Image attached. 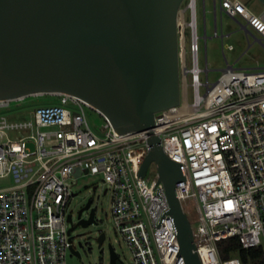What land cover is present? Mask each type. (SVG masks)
<instances>
[{"label": "built area", "instance_id": "built-area-1", "mask_svg": "<svg viewBox=\"0 0 264 264\" xmlns=\"http://www.w3.org/2000/svg\"><path fill=\"white\" fill-rule=\"evenodd\" d=\"M220 7L241 17L264 45V13H253L243 0H220ZM187 9L190 19L182 12L178 24L184 100L181 91L179 106L156 112L151 130L184 168L185 183L175 192L188 217L191 203L197 213L192 226L200 262L244 264L237 255L222 258L218 241L237 237L244 249H264V68L227 64L210 82V69L199 66L196 0ZM54 95V104L21 110L22 119L7 111L25 107L29 97L0 99V178L13 180L0 188V264H67L74 231L69 207L77 194L69 181L94 173L111 194L112 221L130 264H187L159 171L150 184L140 176L151 151L149 131L120 133L81 97ZM85 107L104 118L96 129Z\"/></svg>", "mask_w": 264, "mask_h": 264}, {"label": "water", "instance_id": "water-1", "mask_svg": "<svg viewBox=\"0 0 264 264\" xmlns=\"http://www.w3.org/2000/svg\"><path fill=\"white\" fill-rule=\"evenodd\" d=\"M184 1L0 0V99L74 94L120 133L148 130L151 151L140 176L155 163L185 263L202 264L193 226L175 192L185 183L184 168L165 154L160 137L151 130L156 112L181 103L178 24ZM91 204L89 199L81 207L71 231L79 224H97L96 208L89 218H81ZM97 239L102 245L106 234ZM109 246L110 264H117L119 256ZM71 251L80 255L73 246Z\"/></svg>", "mask_w": 264, "mask_h": 264}, {"label": "rangeland", "instance_id": "rangeland-1", "mask_svg": "<svg viewBox=\"0 0 264 264\" xmlns=\"http://www.w3.org/2000/svg\"><path fill=\"white\" fill-rule=\"evenodd\" d=\"M242 1V0H241ZM247 3L248 8L258 15L264 11V5L258 0H243ZM215 0H196L197 14V34L199 40V66L205 70L206 66L210 69L209 81L214 82L221 75L223 69L229 65H233L236 69L258 71L264 68V45L258 42L255 37L241 29V25L228 14H221L220 0H216V12L214 14ZM189 0H185L181 6L180 21H183L182 12H185L186 20L190 19V12L187 9ZM215 18L217 19V31L220 36L226 34L224 38L216 37ZM238 20L244 24L241 17ZM188 34V46L190 42V34ZM205 35L207 37L205 38ZM228 45H232L233 49H228ZM203 83L206 82V73L201 77ZM182 101L184 100V88L181 84ZM188 102L192 101V91L188 89ZM202 93L205 89L201 88ZM58 101L55 95H35L25 102V107H18L8 110L7 113H17L15 118H26L27 115L21 114V110L35 109L40 105H51ZM6 113V112H5ZM91 126L96 129L97 125L104 122L102 115L93 108L85 107ZM158 168L152 162L149 166L145 180L148 184L157 176ZM73 184V189L77 192L72 199L70 212L73 214V225L79 221L78 214L82 206L89 199L93 200V208H96L97 224L83 227L80 224L73 231V246L79 251L80 255L74 254L71 249L67 252V264H110V246L119 255L120 261L124 264L131 263V253L128 246L122 240L119 233L116 231L112 221L111 213V194L105 193L106 184L104 178L99 173L83 174L75 180L69 181ZM13 184L11 178H0V188L8 187ZM187 208L190 211V222L195 227L197 226V213L194 205ZM83 217H87L84 213ZM71 225V223H69ZM101 232L106 234V239L99 245L98 236ZM119 264H121L119 262Z\"/></svg>", "mask_w": 264, "mask_h": 264}, {"label": "trees", "instance_id": "trees-1", "mask_svg": "<svg viewBox=\"0 0 264 264\" xmlns=\"http://www.w3.org/2000/svg\"><path fill=\"white\" fill-rule=\"evenodd\" d=\"M218 245L220 255L224 259L230 258V256L232 255H237L240 257L244 264H264L263 247L244 249L237 237L221 239L218 241Z\"/></svg>", "mask_w": 264, "mask_h": 264}, {"label": "flooded vegetation", "instance_id": "flooded-vegetation-1", "mask_svg": "<svg viewBox=\"0 0 264 264\" xmlns=\"http://www.w3.org/2000/svg\"><path fill=\"white\" fill-rule=\"evenodd\" d=\"M90 208H91L90 210H87V211L83 212V214L81 215V218H85V219H87V218L90 217V215H91V210H92V208H93V200H92V204H91ZM84 213H87V217H83ZM78 218H80V217H78ZM94 219H96V214H95V216H94Z\"/></svg>", "mask_w": 264, "mask_h": 264}, {"label": "crops", "instance_id": "crops-1", "mask_svg": "<svg viewBox=\"0 0 264 264\" xmlns=\"http://www.w3.org/2000/svg\"><path fill=\"white\" fill-rule=\"evenodd\" d=\"M246 4H247V3H246ZM223 13L228 14V13H226L225 11H221V14H223ZM262 13H264V11H262L261 14H262ZM228 15H229V14H228ZM229 16H230V15H229ZM230 17H231V16H230ZM219 35H220V34H219ZM225 35H226V34H223V33H222V35H221L220 37H221V38H224Z\"/></svg>", "mask_w": 264, "mask_h": 264}]
</instances>
